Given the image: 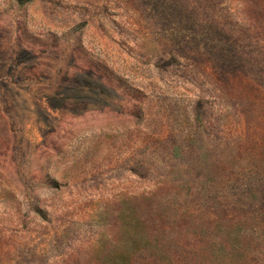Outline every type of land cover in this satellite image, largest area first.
<instances>
[{"label": "rangeland", "instance_id": "374dc122", "mask_svg": "<svg viewBox=\"0 0 264 264\" xmlns=\"http://www.w3.org/2000/svg\"><path fill=\"white\" fill-rule=\"evenodd\" d=\"M0 264H264V0H0Z\"/></svg>", "mask_w": 264, "mask_h": 264}]
</instances>
